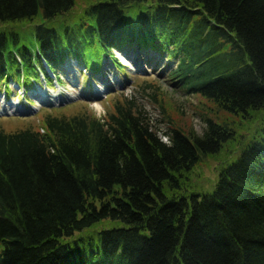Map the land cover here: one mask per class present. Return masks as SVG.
<instances>
[{
	"label": "trees",
	"instance_id": "obj_1",
	"mask_svg": "<svg viewBox=\"0 0 264 264\" xmlns=\"http://www.w3.org/2000/svg\"><path fill=\"white\" fill-rule=\"evenodd\" d=\"M39 16L29 37L0 32L7 97L11 79L53 83L72 59L121 72L117 49L166 54L172 83L219 111L264 109V0H0V22ZM205 123L202 135L171 123L160 133L124 94L104 117L0 129V264H264V126L212 191H187L235 135L218 116Z\"/></svg>",
	"mask_w": 264,
	"mask_h": 264
},
{
	"label": "rangeland",
	"instance_id": "obj_2",
	"mask_svg": "<svg viewBox=\"0 0 264 264\" xmlns=\"http://www.w3.org/2000/svg\"><path fill=\"white\" fill-rule=\"evenodd\" d=\"M84 5V2H79L72 13H77ZM41 16L31 21L0 22V32L16 30L29 37L34 25L41 21ZM113 52L120 62L128 65L120 66L124 74L111 61L105 63V68L100 73H94L91 71L93 62L88 64L90 69H86L76 59H72L61 66L57 72L58 78L52 74L53 83H48L41 76L40 79L30 81L31 88L22 86L19 89L17 82L22 81L11 79L14 87L8 89V99L4 98V91L0 92V129L12 132L26 127L40 128L47 114L74 115L93 112L98 117H104L124 94L137 97L160 133L166 131L171 123L189 131L193 128L198 135H202L206 127L205 118L218 116L234 129V137L224 144L219 153L195 166L183 183V188L187 191H212L221 168L236 158L243 145L264 126V109L251 111L246 115L219 111L201 95L190 94L172 83L168 73L176 67V62L169 61L166 54H154L151 57V54H129L117 49ZM91 57L94 58L93 54L90 61ZM56 91H60L65 99L59 103H48L46 93L52 94ZM38 92L44 95V101L39 98ZM25 97L31 100L30 103ZM15 102L23 105L22 111L8 113L7 110Z\"/></svg>",
	"mask_w": 264,
	"mask_h": 264
},
{
	"label": "bare ground",
	"instance_id": "obj_3",
	"mask_svg": "<svg viewBox=\"0 0 264 264\" xmlns=\"http://www.w3.org/2000/svg\"><path fill=\"white\" fill-rule=\"evenodd\" d=\"M40 93L42 94V90H40ZM40 93L38 92V95L43 100L44 99V95H40ZM45 98L48 100V103H59L60 101L65 99L60 91H56V92H54L52 94H47L46 93V97ZM20 108H21V106L16 103V104H13L12 108L8 109L7 112L8 113L19 112Z\"/></svg>",
	"mask_w": 264,
	"mask_h": 264
}]
</instances>
